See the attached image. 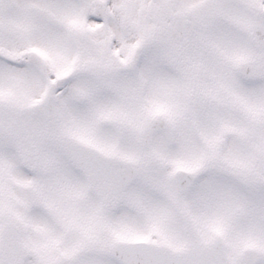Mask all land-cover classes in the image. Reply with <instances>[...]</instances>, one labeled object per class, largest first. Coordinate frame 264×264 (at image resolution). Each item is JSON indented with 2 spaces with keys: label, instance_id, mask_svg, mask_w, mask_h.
<instances>
[{
  "label": "snow or ice",
  "instance_id": "1",
  "mask_svg": "<svg viewBox=\"0 0 264 264\" xmlns=\"http://www.w3.org/2000/svg\"><path fill=\"white\" fill-rule=\"evenodd\" d=\"M0 264H264V0H0Z\"/></svg>",
  "mask_w": 264,
  "mask_h": 264
}]
</instances>
